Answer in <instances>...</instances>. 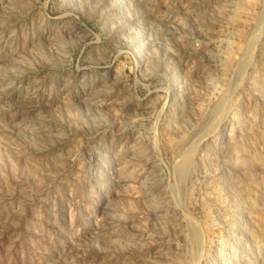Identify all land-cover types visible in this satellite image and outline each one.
I'll list each match as a JSON object with an SVG mask.
<instances>
[{"label": "rangeland", "instance_id": "374dc122", "mask_svg": "<svg viewBox=\"0 0 264 264\" xmlns=\"http://www.w3.org/2000/svg\"><path fill=\"white\" fill-rule=\"evenodd\" d=\"M0 264H264V0H0Z\"/></svg>", "mask_w": 264, "mask_h": 264}]
</instances>
